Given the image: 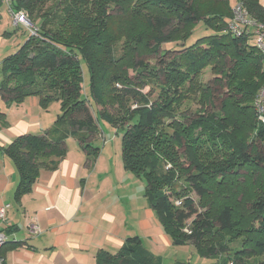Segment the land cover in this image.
Instances as JSON below:
<instances>
[{"label": "trees", "instance_id": "1", "mask_svg": "<svg viewBox=\"0 0 264 264\" xmlns=\"http://www.w3.org/2000/svg\"><path fill=\"white\" fill-rule=\"evenodd\" d=\"M237 2L264 24L260 0ZM232 9L230 0L13 3L37 36L29 32L3 61L0 97L8 107L30 97L44 109L55 101L62 112L52 129L4 149L20 178L15 200L32 192L43 170L57 168L68 137L91 165L100 151L90 143L99 118L123 129V167L145 181L149 206L174 245L192 244L221 264L264 257V123L254 106L264 57L250 37L228 30ZM200 27L211 34L201 36ZM82 64L97 120L83 97ZM207 69L213 87L202 81ZM64 123L69 130L62 133ZM8 126L0 112V129ZM96 264L163 260L130 237L116 253L100 250Z\"/></svg>", "mask_w": 264, "mask_h": 264}, {"label": "crops", "instance_id": "2", "mask_svg": "<svg viewBox=\"0 0 264 264\" xmlns=\"http://www.w3.org/2000/svg\"><path fill=\"white\" fill-rule=\"evenodd\" d=\"M30 99L33 100L25 111L31 120H26L24 114H18L19 122H8V127L0 129V206H11L6 221L0 222V229L8 236L2 249L4 264H96L100 250L116 253L130 237H139L148 251L162 258L158 254L161 245H170L172 240L159 224L139 217V230L151 240V246H145L143 239L135 233V224L131 226L126 220L130 213L114 214L104 206L103 198L106 196L98 198L89 192L88 181L83 176L94 168L90 170L92 165L88 164V156L81 148L72 153L67 150L56 169L41 172L29 195L20 202L15 200L20 178L4 149L17 137L32 134V128L38 127L37 116L31 112L39 105V100ZM100 154L101 151L97 159H100ZM106 171L98 183L111 189L114 186L109 178L112 169ZM149 209V215L156 217L150 206ZM31 221L40 226L41 234L28 231L27 225ZM155 237H159L161 242L158 243Z\"/></svg>", "mask_w": 264, "mask_h": 264}, {"label": "rangeland", "instance_id": "3", "mask_svg": "<svg viewBox=\"0 0 264 264\" xmlns=\"http://www.w3.org/2000/svg\"><path fill=\"white\" fill-rule=\"evenodd\" d=\"M264 4V0H261ZM260 1V2H261ZM261 2V3H262ZM236 0H230V5L232 7L235 6ZM198 34L201 36L210 35L211 30H205L204 27H200L199 30H196ZM199 31V32H198ZM29 29L23 26L16 27L13 24L12 16L10 9L7 5H0V81L3 78V70L2 63L8 56L16 53L18 49L23 45V43L29 37ZM6 34H10L7 36ZM197 34H194L190 41H195ZM250 43L255 46L254 38L250 39ZM174 46V45H172ZM165 47H170V45H166ZM83 78H84V87H83V97L89 101V105L93 111V114L97 120L96 115V105L94 104L92 98L90 97L89 92V72L86 68L85 64H82ZM130 74L133 75V72L130 71ZM213 75L209 69L205 70L202 76V81L207 84L210 82V85L213 87ZM261 87V86H260ZM144 91H148V88H145ZM34 98V97H30ZM30 98H26L20 107L19 105H13L11 107L6 106L5 102L0 97V112L6 113L7 121L10 123H17L21 120L20 115L24 114L26 120H31L30 115L25 111L29 107ZM37 99V98H36ZM38 106L32 108L33 116H37L35 119L39 125L38 127L32 128V134L41 133L43 134L45 131L50 130L54 127V123L58 117L61 115V109L58 102H51L48 104L47 108L44 109L40 103L38 102ZM197 105L194 104L195 108ZM14 107L10 110V108ZM25 113L28 114L26 117ZM34 120V121H35ZM41 122V123H40ZM98 133L90 140V143L93 147L98 148L101 151L100 159L96 158L94 162L91 164L93 169L87 173H84V178L88 181L89 192H93L92 194L99 197H104V206L106 208H110L109 211H112L114 214H126V220L129 225L135 224V233L140 236L145 246H151V240L147 236H145L143 231L139 230V217L144 218L145 220L152 219L153 223L159 224V221L156 217H152L149 215V203L145 197V189L146 183L143 179L135 177L132 173L126 171L123 168L122 163V137H123V129L119 127H115L110 123L101 120L98 118L97 121ZM69 130L68 124L64 123L61 126V132L65 133ZM66 147L69 152H77L75 150H79L80 146L78 142L71 137L66 139ZM89 164V163H88ZM112 169V175L109 176L110 180L113 181V188L109 189L106 184L100 185L102 178V173L107 172V169ZM99 186V189H97ZM195 197V196H194ZM107 198V199H106ZM114 203V204H113ZM103 204V203H102ZM115 212H118L115 213ZM120 216V215H118ZM138 221V224H137ZM161 226V225H160ZM187 227L190 226V223L186 224ZM188 229V228H187ZM139 230V231H138ZM158 243L161 242V239L155 237ZM170 240V239H169ZM161 251L158 253L163 258V264H221L220 260L216 259H206L202 258L195 247L192 244L186 245H174L171 243L170 245H165L164 243L161 245ZM233 249L240 248L241 240H238L230 245ZM224 255L222 258H225ZM261 260H264V257L256 256V257H248L245 260L238 264H259ZM233 264V263H229Z\"/></svg>", "mask_w": 264, "mask_h": 264}, {"label": "built area", "instance_id": "4", "mask_svg": "<svg viewBox=\"0 0 264 264\" xmlns=\"http://www.w3.org/2000/svg\"><path fill=\"white\" fill-rule=\"evenodd\" d=\"M17 1L18 0H0V3L9 7L13 24L16 27L21 25L25 28H28L31 35L37 36V28L31 23L28 14L23 10H12V4ZM228 30L234 36L246 35L250 37V39L254 38L256 48L264 57V24L252 18L243 3L237 2L233 7L232 19L228 25ZM254 106L258 120L264 123V83L261 85L255 96ZM10 207L11 206L9 204L0 206V222L6 221L7 212ZM27 229L32 234L38 235L42 233V229L36 222H29ZM7 239V234L0 229V264H4L2 249L4 248Z\"/></svg>", "mask_w": 264, "mask_h": 264}]
</instances>
